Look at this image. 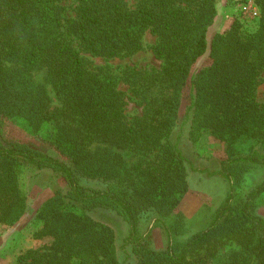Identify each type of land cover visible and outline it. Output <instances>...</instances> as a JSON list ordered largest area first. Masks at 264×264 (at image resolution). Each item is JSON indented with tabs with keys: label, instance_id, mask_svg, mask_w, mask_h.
Masks as SVG:
<instances>
[{
	"label": "trees",
	"instance_id": "trees-1",
	"mask_svg": "<svg viewBox=\"0 0 264 264\" xmlns=\"http://www.w3.org/2000/svg\"><path fill=\"white\" fill-rule=\"evenodd\" d=\"M63 1L0 0V224L12 226L25 212L19 167L50 170L66 183L37 215L42 226L34 237L49 244L21 253L16 264H128L119 259L113 229L88 215L96 207L115 210L127 223L123 249L132 248L136 264H212L226 243L240 250L221 264H264V219L256 213L264 180L248 193L239 189L245 172L264 169V102L257 92L264 73V0H253L260 11L254 31L244 32L235 21L211 39L220 0H140L134 8L127 0H75L71 17ZM146 30L156 36L153 51L162 66L140 77L143 114L127 122L115 82L87 66L68 37L84 52L115 58L140 51ZM206 54L211 63L193 69ZM42 70L61 101L54 110L32 83L31 72ZM187 86L193 122L226 143L216 174L229 192L205 229L178 241L165 218L188 190L185 158L171 139ZM14 116L35 128L54 122L57 147L70 165L6 140L3 123ZM243 140L252 142L245 154L236 148ZM91 143L100 146L91 150ZM121 151L135 152L137 161L127 166ZM84 178L104 187H87ZM144 214L166 229L165 250L148 246L150 229L140 233Z\"/></svg>",
	"mask_w": 264,
	"mask_h": 264
},
{
	"label": "rangeland",
	"instance_id": "rangeland-1",
	"mask_svg": "<svg viewBox=\"0 0 264 264\" xmlns=\"http://www.w3.org/2000/svg\"><path fill=\"white\" fill-rule=\"evenodd\" d=\"M140 0H127L128 6L134 8ZM66 15L73 16L75 0H64ZM218 16L209 29L208 38L215 34L226 33L231 25L238 21L242 24V30L252 32L257 28L260 11L253 0H220L218 4ZM73 48L79 51L80 56L87 62V66L100 72L101 75L111 78L118 91L123 95L125 102V120L132 122L143 114L144 104L137 89L143 82L140 77L145 74H154L162 66L153 51L157 43L156 36L150 30H146L142 36L143 48L128 56L105 58L84 52L74 41L68 37ZM211 63L208 55L202 56L193 69H200ZM32 73L34 88L42 90L50 100V109L59 107L61 101L52 90L44 70ZM258 98L264 102V73L259 77ZM191 100V88L187 86L181 93V104L178 111L176 127L171 139L178 146L185 158L187 177V192L183 195L175 211L165 221L172 227L174 239L183 241L205 229L211 221L215 209L225 200L229 192V184L216 173L219 171L220 162L226 153V143L216 139L209 131L199 130L193 122V114L188 112ZM3 136L6 140H15L25 143L31 149L44 155L59 159L70 165V161L62 155L58 149V128L50 121L35 128L21 117H11L4 120ZM100 144L91 143L88 148L93 150ZM252 142L243 140L237 143V152L248 153ZM126 165H133L138 156L133 151L120 152ZM260 154H264L260 152ZM19 180L22 191L26 197V209L23 216L12 226L0 224V264H16L18 256L28 249H37L48 245L50 240L36 239L34 233L42 226L37 220V215L44 202L50 198L57 189H65V181L54 172L47 169H38L34 166L19 167ZM264 180V169L252 167L245 172L239 185L240 193H248L253 187ZM84 185L92 188H102L98 181H82ZM256 213L264 219V194L257 200ZM88 215L113 229L116 236V248L119 259L128 264H136L137 258L130 246L125 247L124 240L128 236V225L122 217L113 209L96 207L88 211ZM155 215H143L140 219V233L144 234L150 229L148 246L155 251H163L168 245L166 229L160 223H155ZM179 224V225H178ZM178 230V231H177ZM240 248L235 243H226L219 247V251L212 264H221L231 252H237ZM125 256H129L126 260ZM251 264H254L252 260Z\"/></svg>",
	"mask_w": 264,
	"mask_h": 264
}]
</instances>
